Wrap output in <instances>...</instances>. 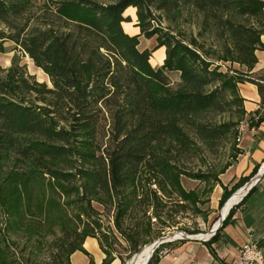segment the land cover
<instances>
[{"label": "trees", "instance_id": "1", "mask_svg": "<svg viewBox=\"0 0 264 264\" xmlns=\"http://www.w3.org/2000/svg\"><path fill=\"white\" fill-rule=\"evenodd\" d=\"M155 1L171 22L194 19L197 33L153 27L147 0H0V53L5 43L14 44L50 83L36 81L18 64L0 75V264H22L24 247L38 234V217L57 221L63 234L49 264H70L71 253H86L87 237L98 241L103 264L117 258L109 234L101 232L98 208L111 213L130 255L167 229L200 232L180 227L181 220L203 216V197L232 163L218 172H194L189 165L226 136L238 141L246 116L238 84H254L264 106V73H252L256 51L264 50V1ZM38 2L40 14L34 15ZM130 7L136 8L137 35L123 27ZM139 36H156V47L139 50ZM158 47L167 55L154 69L150 59ZM168 72L179 73L180 82L173 85ZM232 108L238 123L207 120ZM253 116L246 127L264 122L260 108ZM242 153L236 148L232 159ZM258 168L231 189L223 187L218 206ZM182 179L205 187L187 190ZM63 196L69 199L60 203ZM256 245L264 252V236ZM160 248L147 264L158 263Z\"/></svg>", "mask_w": 264, "mask_h": 264}, {"label": "rangeland", "instance_id": "2", "mask_svg": "<svg viewBox=\"0 0 264 264\" xmlns=\"http://www.w3.org/2000/svg\"><path fill=\"white\" fill-rule=\"evenodd\" d=\"M101 1V0H100ZM102 1H110L111 0H102ZM148 8L150 9L152 13V25L153 27H160L164 31L171 30L173 27L176 29H183L185 31L192 32L193 35L197 33V26L195 23V20L192 19L190 22H183L184 16L180 19L178 18L177 21H169L167 18V12L164 10H158L156 6L155 0H147ZM31 13L34 15L40 14V11H38V6H41L42 4L40 2L32 4ZM125 15L129 16L130 22L124 23L123 27L124 30L130 34V35H137L139 34V27L137 26V18H136V8L130 7L125 11ZM185 15V14H184ZM155 37H152L151 39H146L144 36H139V50H153L157 42L155 40ZM166 51L165 47H158L154 52L151 54L150 63L155 68H157V65H161L166 57ZM14 64H18L19 66L23 67L24 71L28 75H32L36 81L40 83H46L48 86H50L49 80L47 75L39 68H37L33 61L30 60L28 55L22 53L17 48L15 49L14 44L12 43H5L4 44V51L0 53V75H5L6 71ZM226 65V64H225ZM176 74H169L170 82L176 84ZM261 114H264V106L260 107ZM240 115L238 116L236 109L232 108L231 111L225 112L223 114H211L208 116L207 120H211L214 124H222V123H238L240 121ZM254 118L255 116H244L242 117V122L245 124L249 123V119ZM247 127L244 128L246 130ZM240 133V137L237 141L233 140L232 135L226 136L225 138H222L218 141H216L211 149H205L204 152H202V160L201 164L195 160L194 163H191L189 165V168L196 171H212V172H218L224 165L228 163H232L231 167L228 168V170L225 171L224 174H220L218 176L220 180V185H216L214 187V191L212 193L207 194L203 197L204 200L208 199L204 205L200 206V209L203 211V216H191L188 214L185 219L181 220L180 227L184 224L188 227V229H199L200 232L197 234H187L183 231L173 229H167L165 234L162 237L172 235V234H184L186 236L190 237H196L197 235H202V239L209 240L211 237L208 236L209 231L213 228V226L218 222L219 217H221L222 209L224 208L225 204L229 199L232 197V195L237 192L238 190H241V188L249 181L244 183L241 187H238L234 192L230 195L229 199L226 200L224 205L222 207L218 206V201L220 199V196L223 192V187H226L227 189H231L240 178L244 176H248L249 174H243L239 169L241 168L238 166V158L239 155L235 160L232 159V155L236 154V148H239L241 142V136L245 132ZM234 143H237L238 146L234 148ZM264 163V161H263ZM258 166V165H256ZM255 166V167H256ZM258 173V171H257ZM256 173V174H257ZM255 176V175H254ZM253 176V177H254ZM252 177V178H253ZM183 186L189 190V189H196V190H203L204 184L199 183L197 181H190L186 179H182ZM221 188V190L219 189ZM221 191V192H220ZM245 193L240 199V201L245 197ZM69 198L67 197H61L59 199L60 203L66 202ZM240 201L236 204H234L231 208L235 207L240 203ZM98 208V207H97ZM230 208V209H231ZM100 211L99 214L96 216L101 225V232L109 234V241L111 244V247L109 248V251L114 257H117V259L120 261L121 264H129L135 257V255H130L128 251V244L123 240V238L120 237V235L113 230V225L111 222V213L109 216L105 214H101V209L98 208ZM67 210V214L70 215V212ZM230 211V210H229ZM229 212H227L228 214ZM38 220L40 224H38V234H35L32 236L30 243H28V246L24 247L23 249V256L21 258L22 264H49L51 257L56 253L57 246L61 242V238H63V234L61 231V228L58 224V222H50L45 221L43 217H38ZM0 227H3V223H0ZM181 237V236H179ZM24 239H22L23 241ZM157 240V239H156ZM155 240V241H156ZM179 241V239L172 240L170 242H176ZM166 242V243H170ZM153 243V242H152ZM166 243L164 247H159L160 252L159 255H161L163 249L168 245ZM151 244V243H148ZM146 244V245H148ZM144 245V246H146ZM143 246V247H144ZM160 246V245H159ZM142 247V248H143ZM141 248V249H142ZM158 249V248H156ZM154 250V252L156 251ZM141 251V250H140ZM139 251V252H140ZM31 252H33L32 255ZM151 253V256L153 253ZM120 258V259H119ZM151 258V257H150ZM149 261V260H148Z\"/></svg>", "mask_w": 264, "mask_h": 264}, {"label": "crops", "instance_id": "3", "mask_svg": "<svg viewBox=\"0 0 264 264\" xmlns=\"http://www.w3.org/2000/svg\"><path fill=\"white\" fill-rule=\"evenodd\" d=\"M264 1V0H263ZM264 46V35L261 36ZM257 63L252 71L253 76L264 73V50H257ZM160 65L158 64L157 67ZM176 74V83L179 73ZM238 93L243 98L246 116L254 115L260 108V97L257 87L251 83L238 84ZM240 139L243 153L239 155L238 166L243 174H250L258 165L260 179L253 186L252 191L245 197L243 203L236 208L229 223H227L213 239L209 246L206 240L194 239L184 242H171L160 255L157 264H231L236 259L239 248L245 243L258 242L264 236V122L256 128L247 127ZM221 190V188H219ZM242 192L245 190H238ZM221 192V191H220ZM239 199V200H240ZM82 251H75L69 255L70 264H103L105 259L98 241L95 238L84 239ZM110 264H121L116 258Z\"/></svg>", "mask_w": 264, "mask_h": 264}, {"label": "built area", "instance_id": "4", "mask_svg": "<svg viewBox=\"0 0 264 264\" xmlns=\"http://www.w3.org/2000/svg\"><path fill=\"white\" fill-rule=\"evenodd\" d=\"M245 127L246 124L242 122L239 127V133L243 132ZM231 264H264V252L256 245V242L245 243L239 248L237 257Z\"/></svg>", "mask_w": 264, "mask_h": 264}, {"label": "water", "instance_id": "5", "mask_svg": "<svg viewBox=\"0 0 264 264\" xmlns=\"http://www.w3.org/2000/svg\"><path fill=\"white\" fill-rule=\"evenodd\" d=\"M261 175H262V173H257V174H255V176H254L253 178H251V179L249 180V182H247V183L241 188V189H246V193H245V194H247V193L253 188V186L256 185V182L260 179ZM228 212H229V211H228ZM226 216H227V213H226L225 216H221V217H219V220H218V222H217L216 227H213V228L209 231V233H208L209 237H212V236L216 233V231H217L219 228H221L224 219L227 218ZM179 236H181V237L175 238V234L168 235V236H165V237H162V236H161L159 239H157L156 241H154V242L152 243L153 249H152L151 253L154 252V250H155L156 248H159V245H162L163 243L170 242V241L175 240V239H182V240H185V241H186V240H194V239H198V238H196V237H190V236H186V235H184V234H180ZM138 255H139V252H138V253L135 255V257L133 258L134 261H135V259L138 257ZM150 257H151V254L148 256V258H147V260H146V262H145L144 264H147V262H148V260L150 259Z\"/></svg>", "mask_w": 264, "mask_h": 264}, {"label": "bare ground", "instance_id": "6", "mask_svg": "<svg viewBox=\"0 0 264 264\" xmlns=\"http://www.w3.org/2000/svg\"><path fill=\"white\" fill-rule=\"evenodd\" d=\"M242 190V189H241ZM245 190V193H246V189H243ZM242 195V192H235L232 197L229 199V201L226 202L224 208L222 209V212H221V216H225L226 213L230 210V208L238 203L240 200V197ZM217 223L213 226V227H216ZM179 237V234H175V238H178ZM202 235L200 236H196V238H201ZM153 249V246H152V243L151 244H148L146 246H144L141 251L139 252V255L138 257L134 260L131 261V263L129 264H144L148 258V256L151 254V251Z\"/></svg>", "mask_w": 264, "mask_h": 264}]
</instances>
